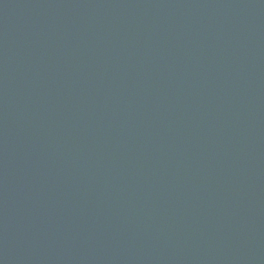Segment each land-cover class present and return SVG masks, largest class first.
<instances>
[{
	"label": "water",
	"instance_id": "95a60500",
	"mask_svg": "<svg viewBox=\"0 0 264 264\" xmlns=\"http://www.w3.org/2000/svg\"><path fill=\"white\" fill-rule=\"evenodd\" d=\"M0 264H264V0H100L0 133Z\"/></svg>",
	"mask_w": 264,
	"mask_h": 264
}]
</instances>
